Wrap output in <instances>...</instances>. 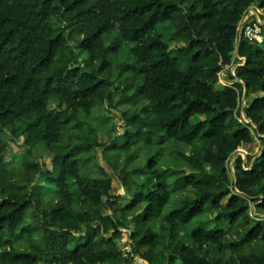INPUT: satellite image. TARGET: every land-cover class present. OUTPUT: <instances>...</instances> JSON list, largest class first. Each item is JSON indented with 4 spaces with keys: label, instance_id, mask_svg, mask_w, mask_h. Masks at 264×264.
<instances>
[{
    "label": "trees",
    "instance_id": "obj_1",
    "mask_svg": "<svg viewBox=\"0 0 264 264\" xmlns=\"http://www.w3.org/2000/svg\"><path fill=\"white\" fill-rule=\"evenodd\" d=\"M252 6L264 0H0V134L27 136L8 162L0 135V264H134L123 229L149 264H264V219L252 217V205L264 213V46L239 37ZM226 65L238 66L216 88ZM104 105L123 106L126 141L113 148ZM256 138L259 153L231 174ZM170 140L201 146L183 156L186 175H173ZM138 143L152 151L146 173L131 165Z\"/></svg>",
    "mask_w": 264,
    "mask_h": 264
},
{
    "label": "rangeland",
    "instance_id": "obj_2",
    "mask_svg": "<svg viewBox=\"0 0 264 264\" xmlns=\"http://www.w3.org/2000/svg\"><path fill=\"white\" fill-rule=\"evenodd\" d=\"M104 42L106 45H110L111 43V38L109 35H104ZM181 44H177L176 42H171V47H176V46H180ZM264 46V44H263ZM78 57L80 60H84L87 55L78 50ZM121 59L124 62L130 63L131 61L134 60V57L130 56L129 53H123L121 56ZM236 66V65H234ZM238 66V65H237ZM235 68V69H234ZM237 67H233V71L231 70L232 74L235 73ZM231 72H222V81L223 83L219 80L218 83L216 84V88H219L221 86V84H224L225 82L231 80ZM257 93H261V92H257ZM257 93L253 94V96H256ZM119 99V97L117 98ZM250 102V100H249ZM141 106V105H139ZM148 107H150L149 104H147ZM245 106L244 103V99H243V108ZM50 110H52L53 112H56L58 110V104L55 102H51L49 105ZM123 108L122 105H118L116 109H108L107 105L104 106H100L96 109L95 113L98 117V119H105L106 122H108L107 126L111 128V130L113 129L115 136L114 139L112 140V142H108L106 147H111L113 148V146L115 145H119V144H123L125 143V138H124V134L122 133H118L117 130L119 131H123V129H125V127L123 128L125 121L121 116V109ZM243 111V110H242ZM203 116H196L193 118L192 122L196 123L199 122L201 120H203ZM242 118L244 121H248L245 118V114L242 112ZM1 137L5 139V143L3 146V151H4V156H5V160L6 161H11L18 153L20 152H24L26 150V134L24 133H19L18 135H15L13 133V127H6L2 132H1ZM101 137L104 141H108V136L106 134H103L101 132ZM201 146L198 142H194L193 144H186L183 142H178L175 140H170L168 141L165 146H164V150H165V156L167 157V159H173L175 160V164L174 165H170V168L172 169L173 175L180 177L183 175L188 174L189 172L192 171V167L189 165V163L186 161V159L183 157L184 155H189L190 152L193 149H199ZM260 147H261V141L259 139H255L254 142L248 144V145H244L242 148H240L238 150V152H236L234 154V156L230 159L229 161V169L231 170V174H233V170H234V164L236 159L241 156L244 159V163H246L248 161V157L252 156L254 157L255 155H257L260 151ZM141 149V153L140 155L136 154L134 155L133 159H132V163L131 165H134L135 167H137V171L142 170L145 173L148 172V166H149V161L150 158L152 157V151L150 150V148H145L143 147V143H138L137 144V150L140 151ZM39 152L43 153L42 155V161H44L48 167V169H52V154L49 153L48 149L46 148V145L44 143H42V145L39 147ZM103 149H98V159L99 162L101 163V165L107 170V172L111 175V177L113 178L114 181V185L115 188L118 189V194H123L125 200L130 199L129 195L126 193L125 189L123 188V186L121 185V181L119 179V176H117L113 170L111 169V167L109 166L107 159L104 157V152L102 151ZM113 151H115L113 149ZM251 165L248 164L247 169L250 167ZM45 181L44 177L42 175H39L37 178V184H43ZM189 194L191 196L194 195V191L192 189L188 190ZM231 196H228L226 198L223 199V205H227L229 200H230ZM174 200V202H173ZM175 199L174 197L171 199L170 203L168 204V206L166 207L164 213L168 214L172 208L175 205ZM120 207H124L125 203L124 201H121L119 203ZM143 210V205H139L137 206L134 210H132L129 214H128V223L129 226L132 227L134 226V223L136 222V220H138L140 217H142L141 211ZM105 213H108L105 210ZM217 215V212L214 210H211L208 212V217L209 218H214ZM144 217V214H143ZM252 217L256 218L259 217L261 219H264V213L258 214L255 211V206L252 205ZM124 230V229H123ZM124 236L122 235V237L120 238V243L123 245V241H124Z\"/></svg>",
    "mask_w": 264,
    "mask_h": 264
},
{
    "label": "built area",
    "instance_id": "obj_3",
    "mask_svg": "<svg viewBox=\"0 0 264 264\" xmlns=\"http://www.w3.org/2000/svg\"><path fill=\"white\" fill-rule=\"evenodd\" d=\"M239 37H246L248 40L256 42L260 45L264 44V10L262 8L258 6H252L247 10L239 26ZM233 67H237V65H226L224 71L227 69L233 71ZM221 82L223 83L222 80ZM123 233L125 238L123 241L122 250L125 252V256H131L134 264H149L147 261L133 252L134 247L133 241L131 239V231L129 229H124Z\"/></svg>",
    "mask_w": 264,
    "mask_h": 264
},
{
    "label": "crops",
    "instance_id": "obj_4",
    "mask_svg": "<svg viewBox=\"0 0 264 264\" xmlns=\"http://www.w3.org/2000/svg\"><path fill=\"white\" fill-rule=\"evenodd\" d=\"M222 80V75L220 74V81ZM226 83H228V82H225L223 85H225ZM143 209H144V206H143ZM141 213H142V211H141ZM141 215V214H140ZM123 236H125L124 235V233H123Z\"/></svg>",
    "mask_w": 264,
    "mask_h": 264
},
{
    "label": "water",
    "instance_id": "obj_5",
    "mask_svg": "<svg viewBox=\"0 0 264 264\" xmlns=\"http://www.w3.org/2000/svg\"><path fill=\"white\" fill-rule=\"evenodd\" d=\"M240 37H241V35H240ZM246 93H247V89H245V96H246ZM238 152V151H237Z\"/></svg>",
    "mask_w": 264,
    "mask_h": 264
}]
</instances>
